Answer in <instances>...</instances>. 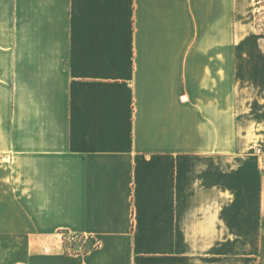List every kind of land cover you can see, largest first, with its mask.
Instances as JSON below:
<instances>
[{
	"label": "crops",
	"instance_id": "0c3cea01",
	"mask_svg": "<svg viewBox=\"0 0 264 264\" xmlns=\"http://www.w3.org/2000/svg\"><path fill=\"white\" fill-rule=\"evenodd\" d=\"M255 12L0 0V264H264Z\"/></svg>",
	"mask_w": 264,
	"mask_h": 264
},
{
	"label": "rangeland",
	"instance_id": "374dc122",
	"mask_svg": "<svg viewBox=\"0 0 264 264\" xmlns=\"http://www.w3.org/2000/svg\"><path fill=\"white\" fill-rule=\"evenodd\" d=\"M256 4V25L258 30L264 28V0H254ZM64 246L65 249L68 250H83L89 248L91 245L94 244V240H91L89 237L87 239H79L71 240L68 238V234H64ZM87 247V248H86Z\"/></svg>",
	"mask_w": 264,
	"mask_h": 264
},
{
	"label": "built area",
	"instance_id": "2783aa9c",
	"mask_svg": "<svg viewBox=\"0 0 264 264\" xmlns=\"http://www.w3.org/2000/svg\"><path fill=\"white\" fill-rule=\"evenodd\" d=\"M260 30V29H259ZM262 31H264V28H261ZM256 152L258 154H261V148L259 146H257L256 148ZM260 168H261V171L262 173L264 174V155L262 156L261 158V164H260ZM88 236H85V235H73V234H68V238H70L71 240H76V238H79V239H87Z\"/></svg>",
	"mask_w": 264,
	"mask_h": 264
},
{
	"label": "trees",
	"instance_id": "16d2710c",
	"mask_svg": "<svg viewBox=\"0 0 264 264\" xmlns=\"http://www.w3.org/2000/svg\"><path fill=\"white\" fill-rule=\"evenodd\" d=\"M93 245H95V242H94V244H93ZM93 245H91V246H93ZM91 246H90V247H91ZM86 248H87V247H86Z\"/></svg>",
	"mask_w": 264,
	"mask_h": 264
}]
</instances>
